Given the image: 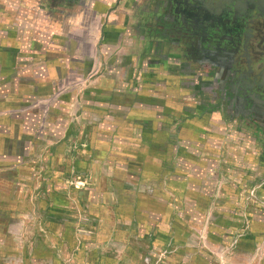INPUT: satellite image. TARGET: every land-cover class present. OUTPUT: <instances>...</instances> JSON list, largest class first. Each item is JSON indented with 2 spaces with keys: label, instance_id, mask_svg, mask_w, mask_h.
I'll list each match as a JSON object with an SVG mask.
<instances>
[{
  "label": "rangeland",
  "instance_id": "1",
  "mask_svg": "<svg viewBox=\"0 0 264 264\" xmlns=\"http://www.w3.org/2000/svg\"><path fill=\"white\" fill-rule=\"evenodd\" d=\"M59 3L0 0V264H264V122L193 65L166 104L193 145L168 160L143 123L154 101L104 84L99 37Z\"/></svg>",
  "mask_w": 264,
  "mask_h": 264
},
{
  "label": "crops",
  "instance_id": "2",
  "mask_svg": "<svg viewBox=\"0 0 264 264\" xmlns=\"http://www.w3.org/2000/svg\"><path fill=\"white\" fill-rule=\"evenodd\" d=\"M61 1L59 0V2ZM74 1H68L67 6L58 2L60 5L55 6V10L51 12H59V15H68L75 22H81L83 34L88 36L86 41H88L89 48L96 47L98 53L102 52L105 55L104 58L100 57L96 60L87 59L88 61L93 60L97 69L104 67V71H100L104 78V84H107L108 79L111 82L113 80L115 85H118L116 92L121 97L133 94L143 97V101H148L147 99L154 101L151 102L153 106H150L149 114L143 119L148 138L152 143L163 146L165 153L170 154L167 155L168 160H179L176 151L193 145L181 137L183 131L181 125L186 120V112L182 111L186 109L181 106L171 108L166 104L169 105L171 97L185 95L187 90L184 85L195 83L193 74L189 72L196 63L194 64L189 58L187 61L185 49L188 46L181 42V32L178 35L177 30H172L171 24L174 25L176 18L180 20L185 13H194V18L200 21V24H196L199 29H195V33L201 36L206 34V39L202 41L201 47L207 48L206 41H209L207 39H211L213 35V27L205 23L207 21L205 16L208 12L201 4L197 5V0L187 1L185 7L182 4L172 3L170 0H82L78 5L74 4ZM192 7L193 10H191ZM74 21L72 22L74 23ZM92 23L93 25H91ZM177 24L180 25V23ZM192 24L195 27V24ZM233 27L235 28V26ZM234 31L239 32L238 30ZM92 35L94 38L99 37L98 42L93 43L94 47L90 46ZM175 39L177 42L174 41ZM249 46L251 47V41H249ZM112 50H120L119 56L115 55L113 59H108L106 55ZM148 50H151L150 54L143 57L142 52ZM255 64L257 66L254 65V69L259 74H263V61L259 60ZM188 67H191L190 70ZM200 68H203L204 73H209V70H206L208 65ZM211 78L210 81H212ZM191 80L194 81L191 82ZM198 87L196 85V89ZM217 127L219 130H228V125L217 124ZM217 136L218 134H215V137ZM150 141L149 145H151ZM217 143L219 142L213 145H217ZM204 144H207L205 139H201L199 145L203 146ZM97 149L98 147L93 145L92 153H95ZM260 151L261 155L257 156L260 161L264 162V150ZM214 153L216 154L217 150ZM22 157V155L18 156L19 160H22L21 164H23ZM90 157L93 158L94 155L90 154ZM131 158L135 160L133 156ZM16 162L17 160H13L11 164ZM133 175H138V172ZM4 242L3 239L2 243Z\"/></svg>",
  "mask_w": 264,
  "mask_h": 264
},
{
  "label": "flooded vegetation",
  "instance_id": "3",
  "mask_svg": "<svg viewBox=\"0 0 264 264\" xmlns=\"http://www.w3.org/2000/svg\"><path fill=\"white\" fill-rule=\"evenodd\" d=\"M49 1L52 5L59 2ZM198 4L208 12L205 23L213 27V35L206 41L208 47L202 48L206 34L195 33L200 21L194 18V13H185L177 19L184 30V35H180L181 42L188 46L186 58L197 67L208 65L206 75L212 76V92L220 100L225 99L229 109L241 117L255 111L259 116L254 115L252 121L258 122V118L264 122V73L261 75L254 69L259 60L264 63V0H197ZM242 40L246 44L240 48L238 45ZM238 61L242 66H237Z\"/></svg>",
  "mask_w": 264,
  "mask_h": 264
},
{
  "label": "water",
  "instance_id": "4",
  "mask_svg": "<svg viewBox=\"0 0 264 264\" xmlns=\"http://www.w3.org/2000/svg\"><path fill=\"white\" fill-rule=\"evenodd\" d=\"M170 1H171L172 3L182 4L183 7H185V6H187L186 3H187V1H189V0H179V1H177V0H170ZM176 21H177V18H176ZM174 23H175L174 25H172L171 23H169V24H171V28H172V30H173V31L177 30L178 33L181 32V33H182L181 35L183 36V35H184V32H183L184 30L182 29V27H181L180 25H178L177 22H174ZM168 35H169V34H168ZM178 35H180V33H179ZM149 37H150V36H149ZM242 41H243V40H242ZM245 44H246V43L243 41V42L240 43V45H238V47H240V48H241V47H244ZM234 63H235V62H234ZM237 63H238L237 66H242V63H241L240 61H238ZM256 69H257V68H256ZM251 112H252L251 115L254 116V115H255V113H254L255 111H251ZM253 123H255V122H253Z\"/></svg>",
  "mask_w": 264,
  "mask_h": 264
}]
</instances>
